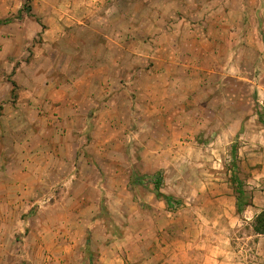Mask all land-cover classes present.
<instances>
[{
    "label": "rangeland",
    "instance_id": "374dc122",
    "mask_svg": "<svg viewBox=\"0 0 264 264\" xmlns=\"http://www.w3.org/2000/svg\"><path fill=\"white\" fill-rule=\"evenodd\" d=\"M52 1L65 10L75 4ZM226 1L191 0L208 9L209 40L199 51L189 43L186 64L190 73L199 67L215 72L202 74L199 85V75L192 74L186 89L171 92L164 81H151V57L129 56L122 60L129 89L106 98L97 89L100 105L109 102L98 107L96 98H87L95 77L88 70L93 59L82 49H91L94 34L83 31L87 42L76 43L71 26L48 45L33 13L42 0H0V115L2 102L21 98V87H27V104L39 105L27 106V224L5 221L0 264H184L174 263L171 251L195 241L199 222L217 221L219 204L208 195H235L241 214L264 210V0L235 1L228 11L241 3L245 10L221 27L215 9ZM196 11L189 10L193 19ZM214 39L220 52L211 58ZM135 65L138 74L131 75ZM221 68L223 74L216 73ZM57 89L65 90V100L38 111L57 98ZM73 106L82 116L73 114ZM12 142L2 139L1 151ZM247 228L244 223L236 235Z\"/></svg>",
    "mask_w": 264,
    "mask_h": 264
},
{
    "label": "crops",
    "instance_id": "0c3cea01",
    "mask_svg": "<svg viewBox=\"0 0 264 264\" xmlns=\"http://www.w3.org/2000/svg\"><path fill=\"white\" fill-rule=\"evenodd\" d=\"M235 1L237 0H227L215 9L221 15L219 16L221 27L228 25L224 19H228L229 15L233 16L245 10L246 5L241 3L237 11H232V9L228 11L227 7L236 6ZM42 2L44 5L38 11L34 7L33 13L39 20L37 23L41 35L48 45L62 40L67 27L71 26L77 28L73 30L76 32L74 36L76 43L87 42L83 36H80L83 31L94 34V38L89 42L91 49L87 50L85 47L82 49L85 50L84 53L88 58L93 59L88 70L95 77V81L90 85L92 88L89 89L87 98L93 102L96 98L95 102L98 107H104L109 102L103 101L100 105L99 96L97 97L96 94L97 89L103 91L105 98L114 91L127 92L129 89L125 85L123 76L128 68L124 67L122 62L129 56L137 61L151 57L154 64L149 71L151 81L157 83L164 81L166 89L171 92L186 89V84L192 74L199 75V79L195 80V84L199 85L205 78L203 77L205 72H215L213 69L205 71L189 63L191 67H199L192 69L194 71L190 73L186 64L187 58H191L187 52L189 43L191 42L193 48L199 51L200 45L205 40H209L207 28L210 26V17L209 13L205 14L208 9L205 10L202 4H193L191 0H75V4L70 2L72 7L65 10L64 6H60L58 2L54 3L52 0H42ZM129 7L136 9L137 13L130 11ZM191 7L197 8L195 17L199 15L198 19H193V15L189 13ZM234 23L238 25L240 22ZM132 27H135L137 32ZM108 29H111V32H108ZM141 31L147 32L148 37H139ZM222 31L220 28L217 29L216 33L219 37L223 36ZM235 34L238 36L236 29L233 30L230 40L233 43L237 41V37L234 38ZM216 39L210 40L212 49L207 52V55L211 58H216L220 52L217 45L221 42L218 43ZM130 43H136L137 47L131 48L130 51L128 47ZM80 49H78L79 52H81ZM136 71L139 70H136L135 65L130 74L137 75ZM176 73L180 74L179 78L171 77ZM216 73L223 74V68L216 70ZM12 86L13 89L16 88V84ZM21 89V98L13 102H2L5 108L4 114L0 115V123H3L0 126V141L5 138L13 141L7 150L1 151L2 147L0 148L2 174L0 178V234L5 233L2 227L6 220L15 219L18 223H23L22 225L27 224V202H30L32 197L30 193H27V106L36 109L39 105L27 104V87H21ZM57 90L60 93H57V98L42 102L44 106L41 104L42 108L38 111L44 112L45 107L57 106L65 100V90ZM5 98L6 95L3 99ZM77 98L80 101L84 96L79 93ZM74 107H72L73 114L76 117L82 116L79 108ZM95 114L97 111L92 109L91 117ZM6 125L10 129H6ZM4 156H7V159ZM211 183L213 182H207L206 185L211 187ZM214 186L220 187V184L217 182ZM44 187L47 185L45 184ZM218 193L219 195L207 196L208 200L219 204L215 210L217 218L215 225L210 226L209 222H199V231L197 230L195 241L192 242V239H189V242L186 241L182 248H175L171 251L174 263L264 264V234H257L253 228L257 213L251 216L246 215V211L243 214L238 213L235 195H227L224 190ZM37 195L35 192V196ZM39 196L35 197L36 200L40 198ZM257 199H254L255 206L260 203ZM207 215L209 214L203 212L200 216L209 217ZM218 218L221 223L218 222ZM244 223L249 226L246 233L236 235V232H239L236 230H240Z\"/></svg>",
    "mask_w": 264,
    "mask_h": 264
},
{
    "label": "trees",
    "instance_id": "16d2710c",
    "mask_svg": "<svg viewBox=\"0 0 264 264\" xmlns=\"http://www.w3.org/2000/svg\"><path fill=\"white\" fill-rule=\"evenodd\" d=\"M28 11L29 13H31L32 9H31V6H28ZM22 13V10L21 12ZM13 19H7L4 21V23H10ZM13 85L15 86V83H13ZM161 180V178H160ZM160 180L159 182H155V187L157 189V191L159 192L160 191V185L158 183H160ZM169 198H167L168 200ZM170 200H169V204H170ZM253 228H254V231L257 233V234H264V210H262L255 218L254 220V224H253Z\"/></svg>",
    "mask_w": 264,
    "mask_h": 264
}]
</instances>
